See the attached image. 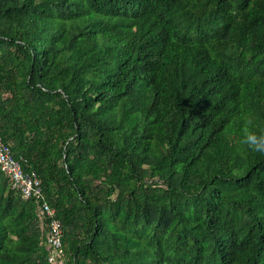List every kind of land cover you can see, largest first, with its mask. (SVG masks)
I'll return each mask as SVG.
<instances>
[{
    "label": "trees",
    "instance_id": "1",
    "mask_svg": "<svg viewBox=\"0 0 264 264\" xmlns=\"http://www.w3.org/2000/svg\"><path fill=\"white\" fill-rule=\"evenodd\" d=\"M264 0H0V135L63 264H264ZM0 171V264H51Z\"/></svg>",
    "mask_w": 264,
    "mask_h": 264
},
{
    "label": "built area",
    "instance_id": "2",
    "mask_svg": "<svg viewBox=\"0 0 264 264\" xmlns=\"http://www.w3.org/2000/svg\"><path fill=\"white\" fill-rule=\"evenodd\" d=\"M24 159H16L10 145L6 144L0 135V171L8 178L11 188L21 195L24 200L35 199L39 204V211L48 219L47 244L50 251L51 264H63L62 223L56 218V210L47 202L42 183L34 171L24 170Z\"/></svg>",
    "mask_w": 264,
    "mask_h": 264
},
{
    "label": "clouds",
    "instance_id": "3",
    "mask_svg": "<svg viewBox=\"0 0 264 264\" xmlns=\"http://www.w3.org/2000/svg\"><path fill=\"white\" fill-rule=\"evenodd\" d=\"M252 120L246 121L245 126L242 128L243 143L248 146L252 151L258 153H264V132L257 134L256 132L250 130V125Z\"/></svg>",
    "mask_w": 264,
    "mask_h": 264
}]
</instances>
